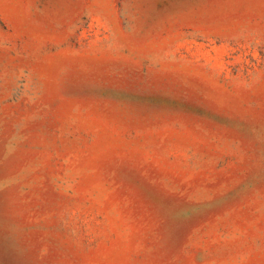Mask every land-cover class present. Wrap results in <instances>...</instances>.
<instances>
[{
	"label": "rangeland",
	"instance_id": "obj_1",
	"mask_svg": "<svg viewBox=\"0 0 264 264\" xmlns=\"http://www.w3.org/2000/svg\"><path fill=\"white\" fill-rule=\"evenodd\" d=\"M0 264H264V0H0Z\"/></svg>",
	"mask_w": 264,
	"mask_h": 264
}]
</instances>
